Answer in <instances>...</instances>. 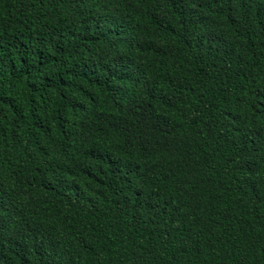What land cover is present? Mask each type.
Segmentation results:
<instances>
[{
  "label": "trees",
  "instance_id": "1",
  "mask_svg": "<svg viewBox=\"0 0 264 264\" xmlns=\"http://www.w3.org/2000/svg\"><path fill=\"white\" fill-rule=\"evenodd\" d=\"M0 264H264V0H0Z\"/></svg>",
  "mask_w": 264,
  "mask_h": 264
}]
</instances>
